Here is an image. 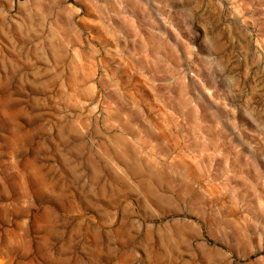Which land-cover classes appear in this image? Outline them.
<instances>
[{
  "label": "rangeland",
  "instance_id": "1",
  "mask_svg": "<svg viewBox=\"0 0 264 264\" xmlns=\"http://www.w3.org/2000/svg\"><path fill=\"white\" fill-rule=\"evenodd\" d=\"M0 264H264V0H0Z\"/></svg>",
  "mask_w": 264,
  "mask_h": 264
}]
</instances>
